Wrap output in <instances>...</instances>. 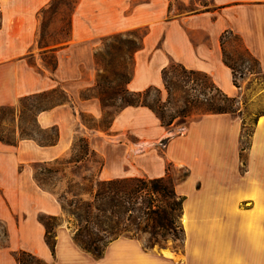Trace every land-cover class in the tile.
<instances>
[{
    "label": "crops",
    "instance_id": "0c3cea01",
    "mask_svg": "<svg viewBox=\"0 0 264 264\" xmlns=\"http://www.w3.org/2000/svg\"><path fill=\"white\" fill-rule=\"evenodd\" d=\"M48 1L0 0V105L16 104L23 95L57 84L71 99L37 115L41 126H57L59 136L54 145L40 146L31 139L16 145L0 142L14 148L24 146L19 156L3 157L0 153L6 160L1 173H20L18 166L30 162L27 182L0 181L4 235L0 264H17L13 253L20 250L37 256L43 264H264V113L256 117L242 154L238 114H200L181 125L177 133L172 130L179 126H162L151 110L140 105L116 113L108 132L90 131L79 120V112L94 117L103 113L96 97H79L81 90L95 83L92 51L98 43L94 39L142 25L145 34L142 47L133 54L129 90L159 88L169 52L185 68L209 75L227 95L241 96L243 85H233L231 70L222 61L219 37L227 29L237 34L264 71V0H208L202 10L180 12L172 18L168 17L170 0H149L134 6L124 17L118 1L111 9H104L102 0H78L71 14L70 39L54 51V70L44 65L36 46L38 11ZM161 18H165L161 48L153 49L149 29ZM121 23L125 28H119ZM73 133L85 135L91 147L90 136L102 133L105 143L122 149L133 171L106 176L105 161L101 179L159 177L168 166L188 168V177L176 183L177 192L185 196L181 247L144 248L141 240L119 236L108 243L100 257H94L74 243L72 233L62 223L56 227L54 251L50 250L38 217L59 216L62 211L56 196L34 181L31 164L64 155L71 147ZM164 138H168L165 144L161 142ZM186 182L190 183L188 192L182 189Z\"/></svg>",
    "mask_w": 264,
    "mask_h": 264
},
{
    "label": "trees",
    "instance_id": "16d2710c",
    "mask_svg": "<svg viewBox=\"0 0 264 264\" xmlns=\"http://www.w3.org/2000/svg\"><path fill=\"white\" fill-rule=\"evenodd\" d=\"M76 0H49L38 11L39 28L36 46L44 65L49 70L56 67L54 51L66 45L70 39L71 14ZM65 6L68 11L65 37L47 40L44 30V19L54 15L59 6ZM145 31L132 29L113 33L102 40V50L93 53L95 64L100 67L95 83L85 88L88 93H79V97L87 99L98 98L103 109L102 116L95 120H86L85 114L79 112L80 122L90 131H107L113 117L121 109L128 106H144L151 110L162 126L169 128L176 117H187L195 110L205 113L240 114V107L235 106L238 100L223 92L206 73L185 68L181 63L174 62L169 67L161 69V79L166 91V102L173 90L182 93V105L175 108L174 113L165 114V102H162L160 89L148 86L140 91L127 88L131 80V61L135 51L142 47V37ZM46 35V36H45ZM231 35L239 44L249 59L245 68L247 73L264 76L258 60L244 46L241 38L231 30H224L220 37L222 61L231 70L232 83L237 82V70L234 61L226 53L224 43L226 36ZM45 36V38H44ZM49 55L46 61L43 56ZM239 58V57H238ZM241 60V59H240ZM246 65V64H245ZM242 77V73L239 75ZM191 84L189 89L184 88ZM197 91L190 95L189 90ZM151 92L155 97L148 100ZM67 92L59 85L52 88L29 93L19 97L16 104L0 105V142L16 145L22 139L34 140L40 146L54 145L59 136L56 125L43 127L37 122V115L54 106L70 102ZM262 111L261 114H263ZM256 120V119H255ZM254 120V122H255ZM242 128V126H241ZM250 136V134H249ZM240 135V154L248 147ZM168 138L161 140L163 144ZM97 153L90 146L88 138L77 133L71 143L68 154L52 160L33 162L32 176L36 184L56 195L57 201L66 213L72 226L67 228L72 233V239L81 249L94 257H100L109 242L119 236H127L141 240L144 248H151L153 242L164 240L167 236L180 241L182 246L184 230L181 223L185 196L178 193L176 183L184 181L188 168L182 169L181 175L173 182L169 177V166L166 173L159 177H122L101 179L99 177L103 162L94 160ZM97 162L96 173L86 174L82 169L84 161ZM39 221L45 229V242L53 252L55 248L54 227L50 220H58V216L39 215ZM146 234L145 242L140 238ZM17 264H43V261L30 252L20 250L13 253Z\"/></svg>",
    "mask_w": 264,
    "mask_h": 264
},
{
    "label": "rangeland",
    "instance_id": "374dc122",
    "mask_svg": "<svg viewBox=\"0 0 264 264\" xmlns=\"http://www.w3.org/2000/svg\"><path fill=\"white\" fill-rule=\"evenodd\" d=\"M92 1L94 2L97 0H92ZM117 1L119 2L120 16L124 17L131 11V9L134 6L142 5L148 2L149 0H102L104 9H111L113 5L114 6L116 5ZM208 3H209L208 0H170L171 9L168 12V17L172 18L174 17V15L180 12H185V11H190V10L200 11L204 9L205 5H207ZM68 14H69L68 9L63 5H60L59 9L56 11L54 15H51L48 18L43 20L45 24L44 30L47 32V35L50 36V37H47V40H51L53 38L59 39V38L65 37V29L67 26L66 23L68 19ZM164 20L165 18L159 19L158 22H156V24L154 25V27L152 29H149L150 31L149 33L152 36L151 40H152L153 49L161 48L162 33L164 30ZM125 26L126 24H123V23L119 24L120 29L125 28ZM124 30L126 29L119 30V31L122 32ZM140 30L145 31L144 25L141 26ZM114 33H117V32H114ZM111 34L113 33H109L101 37L95 38L94 41L98 43V46L92 52L94 53V51L96 50H102L103 48L102 40ZM224 48H225L226 53L230 55L231 61H234L233 63H235L234 64L235 69L237 70V73H236L237 82L238 84L242 83L243 88H244L243 94L241 96L239 97L233 96V97H236V99L238 100L235 106L240 107L241 112L238 115L241 119V126H242L241 133L243 136L242 141L244 144H246L247 142H249V134L251 133L253 129L254 120L256 119L258 115L262 113V111H264V76L253 75V74L247 73V70L245 67L247 65H250L249 63L250 61L244 62L243 64L241 63L243 62L242 60L246 61L249 58L247 57L245 52H243V50L241 49L237 41H235L231 35L226 36ZM166 55H167V64H165V67H169L171 64L176 62V60L169 52H166ZM43 57L46 61L50 60L49 55H46ZM93 60H94V57H93ZM133 63H134V60L132 59L131 74H132V69H133ZM95 66H96V74H97V72L100 70V67L96 64ZM240 73H242V77L239 76ZM159 75H160V72H159ZM95 79H96V75H95ZM190 86L191 84H188L184 89L187 90L189 89ZM159 88H160L162 102H165L166 104V108L164 109L165 114L174 113L175 108H178L179 106L182 105L181 91L179 89L173 90L172 95L168 99L169 103H167L166 102L167 100L166 91L163 85L161 84ZM80 92L89 94L91 91L88 92V91H84L83 89ZM189 93L192 96V95H196L197 91H193L192 89H190ZM155 95H156L155 92H151L148 100L151 101V99L154 98ZM199 112H200L199 110H195L193 111L192 114H190L189 116L185 118L176 117L173 120L172 124L175 127L176 126H179V127H176L175 130H172V133H177L178 129L181 128V125H184L187 121L198 117L201 114ZM83 113L86 115L85 116L86 120H91L90 118H95V120H98L102 116L100 115L98 117H94L90 113H87V112H83ZM79 120H80V117H79ZM105 132H108V130ZM74 133L72 134V136L76 135ZM105 141H106L105 136L102 133H100V135L90 136V143L92 147L97 149L98 154L101 156L99 157L97 155L96 157H93V159L94 160L101 159L103 163L106 161V167L108 168V173H106L105 175L112 176V175H116L121 172H130L131 170L133 171L131 166H129V164L127 163V159L123 157L124 153H122V149L116 148L114 145L112 146L110 143H107V142L105 143ZM161 147L162 146H159L160 149ZM23 148L24 146H21L20 148H14L12 146H6V145L0 144V153L2 154L1 156L3 157H7L8 155L13 157L15 154L19 156L20 154H22ZM68 152L69 151H67L65 154H68ZM107 155H109V159H107ZM25 159L28 160V158H25ZM5 161H6L5 159L3 160L0 158V169L4 168L3 164L5 163ZM29 163L23 162L22 164L18 166V170H21L20 173H17L15 171L14 173L10 175L8 171H4L3 172L4 174L0 172V181L3 183L27 182L28 170H30ZM97 167H98L97 162L85 160L82 163L81 172L84 169H87L86 171H84L86 174H93V173H96ZM181 172H182V169L173 168L169 166L168 174H169L170 179L173 182L177 181V178L181 175ZM182 189L185 192L190 191L189 190L190 183L186 182L182 186ZM49 223L52 224V226H54L57 223L59 224L65 223L66 226H72L69 216L63 211H62V214L58 216V220H50ZM57 229L58 228L54 227V233L56 234H57ZM147 236L148 235L146 234H141L140 238L142 239L143 242H145V240L147 239ZM2 242H4V235H3V227L0 224V243ZM164 247L179 248L180 241L174 240L172 237L167 236L164 240L153 242L151 248H164Z\"/></svg>",
    "mask_w": 264,
    "mask_h": 264
}]
</instances>
